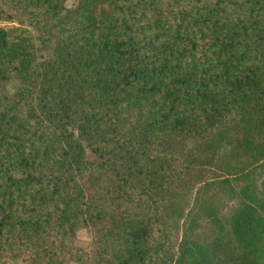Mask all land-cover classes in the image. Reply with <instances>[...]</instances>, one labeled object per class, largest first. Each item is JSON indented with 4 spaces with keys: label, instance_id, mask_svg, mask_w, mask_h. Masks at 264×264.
<instances>
[{
    "label": "trees",
    "instance_id": "1",
    "mask_svg": "<svg viewBox=\"0 0 264 264\" xmlns=\"http://www.w3.org/2000/svg\"><path fill=\"white\" fill-rule=\"evenodd\" d=\"M65 3L0 0V264H264V0Z\"/></svg>",
    "mask_w": 264,
    "mask_h": 264
},
{
    "label": "rangeland",
    "instance_id": "2",
    "mask_svg": "<svg viewBox=\"0 0 264 264\" xmlns=\"http://www.w3.org/2000/svg\"><path fill=\"white\" fill-rule=\"evenodd\" d=\"M77 0H66L65 5L67 7H71L76 3ZM19 87V83L17 81H11L6 85V90L9 93H13ZM90 243V235L86 229H80L76 234V244L82 247H87ZM71 264H79L76 262H72Z\"/></svg>",
    "mask_w": 264,
    "mask_h": 264
}]
</instances>
